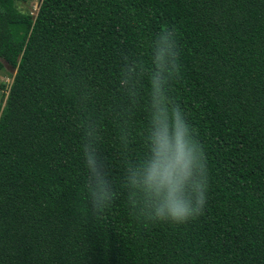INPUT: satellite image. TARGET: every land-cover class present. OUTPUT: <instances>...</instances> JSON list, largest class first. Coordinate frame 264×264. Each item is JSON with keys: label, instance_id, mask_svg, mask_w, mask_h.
Instances as JSON below:
<instances>
[{"label": "trees", "instance_id": "16d2710c", "mask_svg": "<svg viewBox=\"0 0 264 264\" xmlns=\"http://www.w3.org/2000/svg\"><path fill=\"white\" fill-rule=\"evenodd\" d=\"M25 2L0 0V73L15 71L0 108V264H264V0H42L34 15ZM165 26L180 68L168 84L152 62ZM154 76L207 170L204 208L180 224L132 206L152 195ZM83 147L115 193L99 219Z\"/></svg>", "mask_w": 264, "mask_h": 264}, {"label": "clouds", "instance_id": "9594fccd", "mask_svg": "<svg viewBox=\"0 0 264 264\" xmlns=\"http://www.w3.org/2000/svg\"><path fill=\"white\" fill-rule=\"evenodd\" d=\"M152 52L153 71L163 74L166 84L180 75L174 29L162 28ZM151 86L154 88L152 107L156 109L152 114L150 135V142L154 145L150 154L154 155L149 162L145 183L152 190V195L132 206L150 220L180 224L201 214L207 199V170L200 162L202 153L178 105L171 104L167 96L164 99L168 103L161 108L157 99V94L161 93L160 81L155 76ZM83 154L88 171L85 194L91 210L99 219L110 207L115 193L98 166L95 152L83 147ZM130 183L136 184V180L130 179Z\"/></svg>", "mask_w": 264, "mask_h": 264}, {"label": "rangeland", "instance_id": "374dc122", "mask_svg": "<svg viewBox=\"0 0 264 264\" xmlns=\"http://www.w3.org/2000/svg\"><path fill=\"white\" fill-rule=\"evenodd\" d=\"M42 0H26L25 3H18L17 7L20 11L29 14H36L38 7ZM16 41H20L21 37L15 36ZM15 74V71L12 70L10 67L5 66L4 70L0 73V84L5 86L4 89L0 90V108L4 105L7 90L12 82V78Z\"/></svg>", "mask_w": 264, "mask_h": 264}]
</instances>
